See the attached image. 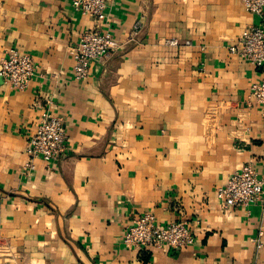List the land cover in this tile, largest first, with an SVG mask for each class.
Masks as SVG:
<instances>
[{"label": "crops", "instance_id": "0c3cea01", "mask_svg": "<svg viewBox=\"0 0 264 264\" xmlns=\"http://www.w3.org/2000/svg\"><path fill=\"white\" fill-rule=\"evenodd\" d=\"M70 3L0 0V62L17 49L37 65L23 90L0 75V264H264V207L222 210L215 194L248 161L264 179V113L249 101L264 67L228 51L264 16L241 0H113L100 29L125 43L76 80L71 51L96 22ZM47 113L65 151L27 170ZM145 211L185 221L193 243L124 247Z\"/></svg>", "mask_w": 264, "mask_h": 264}, {"label": "built area", "instance_id": "2783aa9c", "mask_svg": "<svg viewBox=\"0 0 264 264\" xmlns=\"http://www.w3.org/2000/svg\"><path fill=\"white\" fill-rule=\"evenodd\" d=\"M112 1L71 0L70 4L74 11L89 15L96 22L95 29L84 31L79 37L77 46L71 51L74 60L73 77L76 80H85L90 74L91 63L99 62L109 53L120 49L125 43L100 29L104 21V12ZM241 2L250 14L264 16V0H241ZM139 29L140 22L136 21L129 34L131 38ZM165 43L170 46L180 44L176 38L167 39ZM189 43L184 41L185 45ZM228 51L256 68L264 67V24L248 26L236 43L228 47ZM36 69L37 65L33 57L17 49H10L0 62V75L14 90L25 89ZM249 101L264 113V78L251 85ZM66 141L62 118L51 113L45 114L26 141L25 151L29 159L24 168L32 170L34 168L32 161L36 157L48 164L51 163L65 151ZM215 194L222 210L248 207L256 202L264 207V179L258 176L253 163L248 161L240 169L231 173L226 182L216 188ZM262 235L263 231L259 230L254 239L258 249L262 247ZM121 241L128 249L142 247L182 249L193 243L194 235L190 226L183 220L161 224L152 212L145 211L135 217L125 228Z\"/></svg>", "mask_w": 264, "mask_h": 264}]
</instances>
